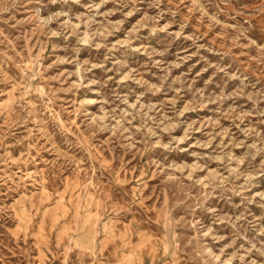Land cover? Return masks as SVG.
<instances>
[{
  "label": "rangeland",
  "instance_id": "374dc122",
  "mask_svg": "<svg viewBox=\"0 0 264 264\" xmlns=\"http://www.w3.org/2000/svg\"><path fill=\"white\" fill-rule=\"evenodd\" d=\"M0 264H264V0H0Z\"/></svg>",
  "mask_w": 264,
  "mask_h": 264
}]
</instances>
